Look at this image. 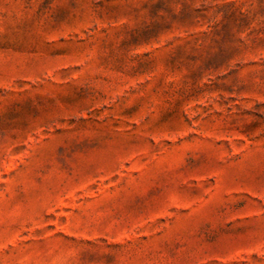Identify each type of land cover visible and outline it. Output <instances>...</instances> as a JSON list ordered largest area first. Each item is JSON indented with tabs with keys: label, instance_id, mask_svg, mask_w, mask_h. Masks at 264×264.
Listing matches in <instances>:
<instances>
[{
	"label": "rangeland",
	"instance_id": "obj_1",
	"mask_svg": "<svg viewBox=\"0 0 264 264\" xmlns=\"http://www.w3.org/2000/svg\"><path fill=\"white\" fill-rule=\"evenodd\" d=\"M0 264H264V0H0Z\"/></svg>",
	"mask_w": 264,
	"mask_h": 264
}]
</instances>
